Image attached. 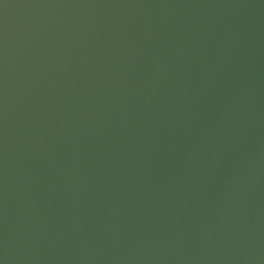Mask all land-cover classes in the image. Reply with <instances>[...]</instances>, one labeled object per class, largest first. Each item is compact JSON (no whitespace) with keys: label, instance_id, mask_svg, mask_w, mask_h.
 <instances>
[{"label":"water","instance_id":"1","mask_svg":"<svg viewBox=\"0 0 264 264\" xmlns=\"http://www.w3.org/2000/svg\"><path fill=\"white\" fill-rule=\"evenodd\" d=\"M0 264H264V0H0Z\"/></svg>","mask_w":264,"mask_h":264}]
</instances>
